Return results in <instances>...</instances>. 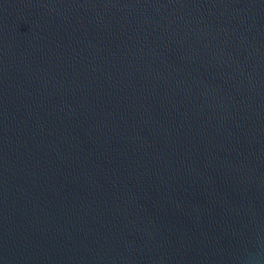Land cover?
I'll list each match as a JSON object with an SVG mask.
<instances>
[{"label": "water", "instance_id": "obj_1", "mask_svg": "<svg viewBox=\"0 0 264 264\" xmlns=\"http://www.w3.org/2000/svg\"><path fill=\"white\" fill-rule=\"evenodd\" d=\"M0 264H264V0H0Z\"/></svg>", "mask_w": 264, "mask_h": 264}]
</instances>
